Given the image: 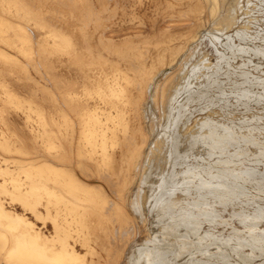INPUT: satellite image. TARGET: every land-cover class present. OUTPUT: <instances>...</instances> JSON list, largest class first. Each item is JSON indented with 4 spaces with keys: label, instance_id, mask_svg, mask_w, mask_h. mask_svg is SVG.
I'll use <instances>...</instances> for the list:
<instances>
[{
    "label": "bare ground",
    "instance_id": "6f19581e",
    "mask_svg": "<svg viewBox=\"0 0 264 264\" xmlns=\"http://www.w3.org/2000/svg\"><path fill=\"white\" fill-rule=\"evenodd\" d=\"M228 1L0 0V264L172 263L166 242L199 229L200 196L221 181L187 162L211 157L214 135L180 124L176 138L166 119L176 92L203 83L187 72L207 60L191 42L236 22ZM166 9L176 12L166 19ZM253 219L243 221L258 242L264 216Z\"/></svg>",
    "mask_w": 264,
    "mask_h": 264
},
{
    "label": "rangeland",
    "instance_id": "374dc122",
    "mask_svg": "<svg viewBox=\"0 0 264 264\" xmlns=\"http://www.w3.org/2000/svg\"><path fill=\"white\" fill-rule=\"evenodd\" d=\"M230 1L232 0H229L228 3L231 4ZM234 2L237 3L238 7V11L236 12V22L234 24L229 25L228 28L227 26H222L224 29L222 27H216L218 29L214 28L215 33L220 36L216 35V37L213 38L209 35H202L203 37L200 36V38L191 42L190 44V47L194 46V48H192L194 52L196 51L195 56L196 53H199L200 50H202L206 54V56L204 55V58L208 60H206V62L208 63L202 60V62L200 61L199 64H195V66H199L201 69L195 66L194 67L196 69H193V65L189 64L187 71L190 74H192V72H194L193 74L198 72L196 76L203 75V78L201 77L200 81L203 80L202 82L205 86H203V83H200L201 85L198 84L199 80L196 82L191 81L190 86L189 84L187 86L188 88H183V90L185 89L184 91L180 90V93L176 92V100H173V105H178L177 111H175L173 115L182 114V118L185 117L186 120L185 118H181L180 120V118H178L179 115L173 116L172 113L170 117L168 116V119H166V128L171 132V134H174L173 137L177 138L178 135V137L181 136L182 132L180 124H185L184 129L188 130V132L196 130L199 133L201 131L202 133H204L207 131L210 136L214 135L213 138H211L216 142L218 141L217 143L214 141L215 146L218 145V149L217 147H215V151L212 153L211 157L198 155L197 158L199 159H196L193 154H190L188 156L189 158H187V162L198 160L200 165L203 164L202 166H206V164L207 166L209 165L210 167H212L211 169L214 168L213 171L217 173L216 175H214V183L217 181L216 184H218V182L220 183L221 181L220 184H215L216 186H218L215 192L218 196L213 193H210L212 194L211 196L210 194L207 195L205 193L200 196V201L203 204H201V206L203 207L200 212V217L202 218L200 220L201 225L199 229L193 232L191 231V233L187 232V234L183 235L182 237L173 236L169 242H166V246L172 247V251H170V255L172 256V260L170 261L172 262L171 264H177L178 261V264H195V262L197 264H264V243L262 240L264 238H260L262 241H259L258 239V242L256 241L257 239H251L250 236H248L250 231H248V228L246 227V225H244L245 221L251 222L252 220H255L253 218L264 216L261 214H264V210L262 208L264 206V0H234ZM141 6L142 5H139V7L135 9H131V6H129V11H137L138 13H140V11L143 12ZM172 11L174 13L176 12V10L166 9V19L170 17V13H173ZM147 12L149 14H153V10L151 11V9H149ZM237 16L239 19L237 18ZM134 19L135 17L133 18V21ZM173 28L179 29L182 27L181 25H176ZM236 28L238 30H236ZM235 32L239 33V35ZM230 34L232 35V37ZM206 65L208 67H206ZM202 68H205L207 71H205V69L203 70ZM199 72L201 74H199ZM207 76L210 78H208ZM196 88H198L199 91ZM201 88L205 90H202ZM191 89L192 91L194 90V92H197L193 93ZM189 91L192 93L190 94ZM199 92L201 95L199 94ZM197 94H199L200 96ZM197 98L200 101H198ZM192 100H194V102ZM210 112L213 115H211ZM185 114L188 116H186ZM209 117L211 118V120ZM176 118H178V120H176ZM202 120H205L206 122ZM200 122L201 124H199ZM13 125H16L18 129H22L26 137L30 135L27 124ZM0 126H2L1 121ZM206 127L209 129H207ZM177 129L179 130L177 131ZM215 129L217 131H214ZM219 130L220 132H218ZM228 130L230 136L227 133ZM202 133L201 136H203ZM220 133H226V138H230L232 136V140L231 138L230 140L226 139L225 137L221 138L224 141L226 139L228 145H226V142H223V140H218L220 136H224V134L221 135ZM233 134H237L236 137ZM251 137L253 138L252 140ZM247 138H249V140ZM250 140L252 143L250 142ZM218 143H220V146L222 147L221 149L219 148L220 146ZM185 145L188 146V144ZM223 145L226 147L224 148ZM205 146L206 145H204L203 143H196L195 145V147H198V149L202 150H204ZM198 149H196V151ZM16 152L17 154L24 156L29 155L28 153L20 151ZM204 152L207 153L206 150ZM210 164H212L213 166ZM177 165L180 166L178 168H181L184 164L177 163ZM253 169H256L255 172L252 171ZM228 170L229 172H226ZM231 171H235L233 173H235L236 175ZM234 175L236 177H234ZM224 180L225 182L230 181L229 184L233 183L234 186L232 187L228 183L223 182ZM225 184H227L228 186H226ZM219 185H223L221 186L223 189L219 187ZM224 187L226 188V190H224ZM228 187L229 190H227ZM230 187L233 188V192L230 190ZM218 188H220V190L222 189L223 191L221 190L220 192ZM229 191H231V194ZM220 193L222 196L220 195ZM203 195H207L211 198L207 196L203 197ZM224 195L225 197H227L226 195H228V197L230 196L229 198L227 197L228 200L227 198L223 197ZM220 197L222 198V201ZM201 198L203 199L201 200ZM216 198H219L220 200ZM204 200L208 202L211 201V204H208V202H205ZM218 200L219 202H217ZM259 205L261 206L260 210ZM204 206H206V208ZM261 210L263 211L260 212ZM212 211L215 212L214 214L217 215L216 217L218 218H214L215 215L213 214L211 216H207V214H210ZM203 212H205L206 214L204 215ZM243 212L246 217H244V214H242ZM248 212L250 214H248ZM219 213L223 218L220 217ZM255 213L257 214V216H255ZM253 214L255 217H252ZM260 214L262 216H260ZM207 217H209V219ZM242 218L244 220H247L243 221ZM249 218L252 220H250ZM259 226L262 228L264 227V220L259 223ZM181 232L185 233V230L182 229ZM195 233L198 234L196 235ZM181 243H186L185 247L183 248L187 247L188 249H180V251L177 250L176 248H179V244ZM173 251L176 254H180L181 252V255L177 254V256L175 253L173 254ZM190 255L194 256L191 257ZM174 260L175 262L177 261V263H175ZM197 260L199 261L197 262Z\"/></svg>",
    "mask_w": 264,
    "mask_h": 264
}]
</instances>
